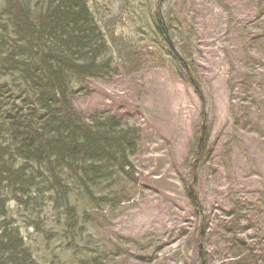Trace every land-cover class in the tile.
Listing matches in <instances>:
<instances>
[{"label":"rangeland","instance_id":"1","mask_svg":"<svg viewBox=\"0 0 264 264\" xmlns=\"http://www.w3.org/2000/svg\"><path fill=\"white\" fill-rule=\"evenodd\" d=\"M85 3L109 65L72 105L136 132L131 167L71 219L11 203L36 264H264V0Z\"/></svg>","mask_w":264,"mask_h":264},{"label":"trees","instance_id":"2","mask_svg":"<svg viewBox=\"0 0 264 264\" xmlns=\"http://www.w3.org/2000/svg\"><path fill=\"white\" fill-rule=\"evenodd\" d=\"M34 1L0 0V264H36L11 203L30 210L41 198L71 219L74 204L103 203L135 145L114 117L87 122L73 108L78 80L109 65L85 0Z\"/></svg>","mask_w":264,"mask_h":264}]
</instances>
